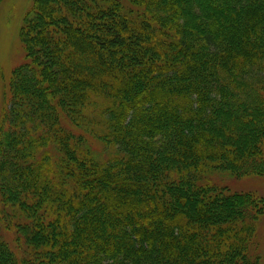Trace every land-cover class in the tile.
<instances>
[{
	"label": "trees",
	"instance_id": "16d2710c",
	"mask_svg": "<svg viewBox=\"0 0 264 264\" xmlns=\"http://www.w3.org/2000/svg\"><path fill=\"white\" fill-rule=\"evenodd\" d=\"M21 39L0 264H260L264 199L222 182L264 176V0H36Z\"/></svg>",
	"mask_w": 264,
	"mask_h": 264
},
{
	"label": "rangeland",
	"instance_id": "374dc122",
	"mask_svg": "<svg viewBox=\"0 0 264 264\" xmlns=\"http://www.w3.org/2000/svg\"><path fill=\"white\" fill-rule=\"evenodd\" d=\"M36 0H2L0 2V106H6L10 99V84L13 70L21 64L28 63L27 50L21 39V30L26 18L34 14ZM64 126L75 132L84 135L100 159H106L115 152V148L105 146L98 139L90 136L71 121L62 117ZM221 178L216 179L220 181ZM229 185L233 191L251 192L255 196L264 199V176H244L239 178H226L222 182ZM1 198V196H0ZM0 208H2L0 200ZM10 246L14 248L15 233L12 230L2 228ZM255 242V243H254ZM254 244L251 254L259 257V263L264 264V216L259 222L254 237Z\"/></svg>",
	"mask_w": 264,
	"mask_h": 264
}]
</instances>
